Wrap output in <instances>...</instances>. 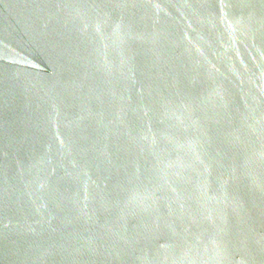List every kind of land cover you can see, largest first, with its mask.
Here are the masks:
<instances>
[{
	"label": "water",
	"instance_id": "obj_1",
	"mask_svg": "<svg viewBox=\"0 0 264 264\" xmlns=\"http://www.w3.org/2000/svg\"><path fill=\"white\" fill-rule=\"evenodd\" d=\"M0 264H264V0H0Z\"/></svg>",
	"mask_w": 264,
	"mask_h": 264
}]
</instances>
